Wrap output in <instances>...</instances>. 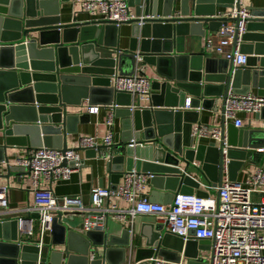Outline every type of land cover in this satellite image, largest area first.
Masks as SVG:
<instances>
[{
	"label": "water",
	"instance_id": "obj_1",
	"mask_svg": "<svg viewBox=\"0 0 264 264\" xmlns=\"http://www.w3.org/2000/svg\"><path fill=\"white\" fill-rule=\"evenodd\" d=\"M67 1L0 0V132L4 141L0 162L6 164L7 175L23 172L10 166L9 148L69 150L67 135L75 134L74 126L87 123L89 115H68L67 109L87 102L88 106H113L115 118H121L122 134L113 136L107 162L111 189L135 163L137 170L154 175L150 180L153 202L169 205L177 194L195 191L201 198L215 194L218 203V193L200 191L190 173L200 183L203 178L207 185L219 187L223 144L194 146L191 128L198 123L200 110L217 112L219 98L224 106L229 94L246 95L251 89L264 97V7H247L253 19L239 46V53L247 58L244 66L235 69L232 59L207 60L204 55L188 54L183 43L184 38L216 32L227 21L216 9L231 10L233 0H128L134 12L130 15L128 10L129 20L119 25L130 27L125 50L120 49V28L113 22L61 26L59 5ZM136 57L154 66L159 80L151 81L149 107L142 108L137 100L131 112V96L115 93L110 85L114 74L132 75ZM186 95L190 108L183 110ZM256 117L264 120V109ZM220 128L223 136L227 134V179L235 181L241 167L249 163L251 150L264 146V129L248 125L240 130L228 124L225 131L223 118ZM131 141L134 147L128 146ZM104 149L99 146L85 153L95 158ZM117 149L122 151L114 155ZM74 219L53 220V241L43 245L40 257L35 244L18 242L17 219L0 221V264H113V256L114 264L126 263L130 230L123 229L118 237L107 236L105 230L82 236L72 231L78 224ZM140 237L144 244L135 250L134 263L147 264L142 261L152 256L178 263L181 255L188 264H207L199 256L209 251L207 240L184 242L166 233L162 223L141 225Z\"/></svg>",
	"mask_w": 264,
	"mask_h": 264
},
{
	"label": "built area",
	"instance_id": "obj_2",
	"mask_svg": "<svg viewBox=\"0 0 264 264\" xmlns=\"http://www.w3.org/2000/svg\"><path fill=\"white\" fill-rule=\"evenodd\" d=\"M80 10L91 16L97 15L100 20L113 22L116 27L129 20L128 0H73ZM233 8L220 14L227 21L216 32L204 37L205 53L227 61L233 60L234 68L245 65L247 56L239 53L240 38L246 32L247 24L253 17L243 6V0H233ZM237 39L236 47H233ZM136 66L130 76L114 74L112 89L115 93L129 94L131 98L146 99L151 94V81L136 72L141 58L136 57ZM134 106L129 110L132 112ZM190 108L187 98L183 110ZM264 109V97L246 94H229L223 106L224 125L232 122L236 129L242 127L238 114L258 115ZM97 107L88 109L89 115H96ZM113 113L106 118L107 133L100 139L85 137L79 140V151L40 147L30 149L24 156L16 158L17 167L30 176L34 200L31 206L22 210L8 209L7 188L0 186V213L16 216L18 233L31 238L34 231L38 232V243L35 244L40 252L43 247L44 235L51 233L54 219L68 216L79 217L82 221L80 228L72 231L84 236L88 232L105 230L109 217L120 223H132L137 216L154 217L162 223L166 233L181 238L184 242L209 241L210 259L207 264H264V169L258 167L244 182L227 179V164L225 157L228 148L227 136H223L221 128L197 124L191 130V138L196 143L210 140L213 145L223 144V170L221 185L215 187L202 184L190 177L203 188L204 193L214 191L216 196L207 198L197 197L195 191L191 195L177 194L169 205L152 203L144 190L153 174L143 173L132 167L124 171L115 189L96 187L91 190L90 203L84 204L78 196H56L49 189H41V183L67 182L72 173L84 166V158L80 152L101 146L105 149L97 155H102L108 162L113 146ZM134 147V141L129 142ZM247 162H252L255 156L264 158V146L251 150ZM254 156V157H253ZM66 162V166H63ZM195 167L199 165L193 163ZM222 174V175H223ZM201 191V190H200ZM255 196H258L256 199ZM110 200L121 201L129 205L128 209H118ZM22 214H33L34 219L24 220ZM70 230V229H69ZM147 264H181L167 261L159 256L143 260ZM39 263V261L37 262ZM141 263V262H139ZM137 264V263H128Z\"/></svg>",
	"mask_w": 264,
	"mask_h": 264
},
{
	"label": "crops",
	"instance_id": "obj_3",
	"mask_svg": "<svg viewBox=\"0 0 264 264\" xmlns=\"http://www.w3.org/2000/svg\"><path fill=\"white\" fill-rule=\"evenodd\" d=\"M243 6L245 8L252 6L254 8L264 7V0H243ZM134 12L133 8H129V13L132 15ZM227 11H220V9H216V13H225ZM59 24L63 25H71L74 23H85L90 21L100 20L101 18L97 15H89L80 10V8L75 4L73 0H68L67 2L60 3L59 5ZM205 27V25H203ZM120 49L125 50L128 48V33L130 30L129 25H121L120 27ZM184 49L185 52L188 54H199L204 55V58L215 59L210 54L205 53L204 50V38L201 37H187L184 38ZM261 57V56H257ZM136 72L138 74L144 75L150 81L159 80L156 74V68L154 66H150L144 63L138 64ZM112 89V81L110 85ZM152 93V92H151ZM249 94L257 95V90L251 89ZM189 96L186 95V99ZM149 97L146 99H132V105L136 107V102L139 100L140 106L142 108H148ZM124 99H121V101ZM90 107H97L98 112L96 115H89L88 109ZM222 99L219 98L217 100V112H207L200 110L199 121L197 124H204L209 127L220 128L222 124ZM122 109V108H119ZM112 112L114 115V108L113 106H105V105H94L88 106L87 102L82 103L81 107H70L67 109L68 115H81V114H88V122L87 123H78L77 126L75 125L76 133L72 135H67V147L71 150L79 148V140L85 137H93L97 138L99 144L100 139L107 133L108 128L106 127V118L108 113ZM113 120V126L111 128L113 136L115 134H119L121 137L122 129H121V118H115ZM238 118L242 122V127L239 128L245 129L248 125L254 129H264V120L258 119L256 115L251 114H238ZM197 124L192 125V128L195 127ZM232 124V122H228L225 125V131L227 130V125ZM191 128V130H192ZM226 134V132H225ZM227 136V134H226ZM15 142V141H14ZM3 134L0 132V146L3 145ZM199 145L211 146L213 143L210 140H201L198 143ZM196 142L194 141V146ZM30 149H26L23 147H14L7 149L8 157H9V164L11 167H17L16 158H20L24 156ZM122 150H114V155H118L121 153ZM102 152V150H101ZM100 152V153H101ZM84 158V166L72 173L70 179L67 182H60V183H41V189H49L53 192L54 195L62 197V196H78L84 204L90 203V193L91 190L100 187L108 188L111 186L110 184V172L107 169V162L104 160L103 156L97 155L95 158L87 157L85 152H80ZM251 155V154H249ZM248 155V156H249ZM254 157V156H253ZM263 158L255 156L253 161L244 164L241 167L239 172L237 173L236 181L244 182L248 179L249 175L252 174L258 167H261ZM134 161H136L134 159ZM138 162V161H137ZM135 167V163L133 164ZM192 171V170H190ZM193 172V171H192ZM194 175V173H190ZM226 174H223L222 177L225 178ZM7 176V178H6ZM201 179L202 176L198 175ZM202 184H206L207 182L202 178ZM121 183V181H118ZM118 184V183H117ZM0 186L7 188V197H8V209L11 211H18L22 210L28 206L33 204L34 200V192L31 183L30 176L25 172H18V173H10L7 175V167L6 164L0 162ZM200 190L203 192V188L200 187ZM153 191V187L151 186L150 182L145 187L144 193L147 195L148 200L152 203L163 204L158 202H153L150 200V193ZM215 194L210 196H214ZM257 199L258 196H255ZM110 204H114L118 209H128L129 205L121 202V201H113L110 200ZM164 205V204H163ZM20 217L24 220L34 219L33 214H22ZM77 224V228H80L81 222L79 217H74ZM16 219L14 215H8L3 212L0 213V221L5 220H13ZM154 217L149 216H137L133 219L132 223H120L116 220H113L112 217H109L106 221L105 231L107 236H120V233L123 229L130 230V248L131 251L127 253L126 263H134L135 258V250L142 247L144 244V239L140 237L141 232V225L143 224H156L159 223ZM80 222V223H79ZM76 229H73L76 231ZM71 231V230H70ZM18 233V230H17ZM18 242L24 241L30 244H37L38 243V232L37 229L34 231V234L31 238H27L26 236L18 233ZM53 241L51 233H47L44 235L43 245L49 246ZM53 249L55 250H62V247L55 246ZM42 250V249H41ZM5 251V249H4ZM3 251V255L5 252ZM102 248H98V252L101 253ZM43 251H41L42 253ZM209 252V251H208ZM207 250H203L199 252V256L205 259L206 262L210 259V253L206 255ZM181 264H188L187 260L180 255ZM115 256H113L112 263L114 264ZM35 264H42V263H35Z\"/></svg>",
	"mask_w": 264,
	"mask_h": 264
},
{
	"label": "rangeland",
	"instance_id": "obj_4",
	"mask_svg": "<svg viewBox=\"0 0 264 264\" xmlns=\"http://www.w3.org/2000/svg\"><path fill=\"white\" fill-rule=\"evenodd\" d=\"M208 254H209V252L207 251L206 255H208Z\"/></svg>",
	"mask_w": 264,
	"mask_h": 264
}]
</instances>
